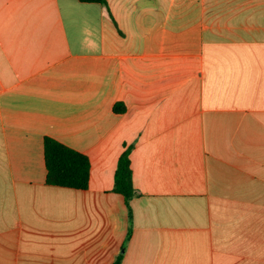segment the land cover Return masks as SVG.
I'll use <instances>...</instances> for the list:
<instances>
[{
	"label": "crops",
	"instance_id": "0c3cea01",
	"mask_svg": "<svg viewBox=\"0 0 264 264\" xmlns=\"http://www.w3.org/2000/svg\"><path fill=\"white\" fill-rule=\"evenodd\" d=\"M45 137L87 190L46 184ZM121 253L264 264V0H0V264Z\"/></svg>",
	"mask_w": 264,
	"mask_h": 264
},
{
	"label": "trees",
	"instance_id": "16d2710c",
	"mask_svg": "<svg viewBox=\"0 0 264 264\" xmlns=\"http://www.w3.org/2000/svg\"><path fill=\"white\" fill-rule=\"evenodd\" d=\"M82 3H96L107 5V0H79ZM125 107L122 104L114 106V112L122 113ZM131 149H127L121 155L115 173V183L113 191L124 197L128 207L129 233L127 241L132 235L133 214L130 202L138 196V192L133 183V171L130 159ZM44 155L47 168L46 184L75 190H87L91 177V161L89 157L76 151L65 144L51 138H44ZM125 245L123 246V249ZM121 253L113 264H121L123 260Z\"/></svg>",
	"mask_w": 264,
	"mask_h": 264
}]
</instances>
